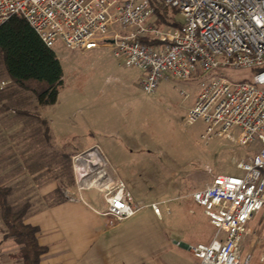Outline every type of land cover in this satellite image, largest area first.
<instances>
[{"label":"built area","instance_id":"built-area-1","mask_svg":"<svg viewBox=\"0 0 264 264\" xmlns=\"http://www.w3.org/2000/svg\"><path fill=\"white\" fill-rule=\"evenodd\" d=\"M179 13V25H160L154 0H0V26L24 17L47 46L58 40L71 50L103 45L127 66L143 71L141 87L155 92L170 76L207 77L219 69H250V80L213 75L182 119L206 123L202 138L225 137L239 145L260 146L242 157V175L215 174L192 193L214 227L209 242L190 244L198 264H250L242 243L250 224L264 218V0H156ZM12 83L0 81V94ZM3 102L0 99V132ZM71 161L77 191L97 189L105 202L100 213L115 226L150 206L162 218L158 202L132 200L127 183L110 166L99 145L74 152ZM163 204H166L164 201ZM166 212L170 213L169 206Z\"/></svg>","mask_w":264,"mask_h":264},{"label":"rangeland","instance_id":"rangeland-1","mask_svg":"<svg viewBox=\"0 0 264 264\" xmlns=\"http://www.w3.org/2000/svg\"><path fill=\"white\" fill-rule=\"evenodd\" d=\"M174 10L168 7L167 23L160 21V25L182 20ZM52 48L64 71L56 103L35 108V94L15 82L0 94L1 100L6 102L2 98L9 96V107L45 118L58 146L84 150L99 145L110 166L128 183L131 198L159 203L162 219L149 220L173 242H209L215 229L206 218H199L192 193L217 173L242 175L238 161L257 151L260 144L243 146L214 136L205 140L203 120L184 126L182 119L201 93L203 81L213 75L250 80L253 71L223 68L207 77L170 76L161 80L155 92L148 93L140 84L143 71L125 65L107 45L89 51L71 50L58 40ZM6 78L0 65V81ZM14 118L15 114L8 112L1 120L0 154L18 149L27 132L26 124ZM28 143L19 147L28 149ZM82 195L95 206L103 205L102 194L95 188L83 190ZM167 206L171 213L166 212ZM149 210L153 211L150 206L142 209L134 217L136 221L146 220ZM242 251L250 257V264H264V218L250 224Z\"/></svg>","mask_w":264,"mask_h":264},{"label":"crops","instance_id":"crops-1","mask_svg":"<svg viewBox=\"0 0 264 264\" xmlns=\"http://www.w3.org/2000/svg\"><path fill=\"white\" fill-rule=\"evenodd\" d=\"M39 107L42 109L44 106ZM53 147L70 156L82 151L76 150L75 146L70 150L55 142ZM41 150L43 155H39ZM36 151H39L34 155V159H37L29 160L35 162V165L26 163L24 156L31 155V152L24 154L21 148L1 153L0 160H5L3 164L0 161V183L13 188L10 196L13 203L24 200L31 203L25 222L38 228V242L45 248L39 264H198L189 245L203 241L173 242L167 233L163 234L153 226L149 219L162 218L151 210L146 220L136 221L134 217L138 212L110 226L107 217L100 213L106 207L103 197V205L99 207L88 202L82 192L76 200L64 196L62 187L78 192L72 161L70 166L74 183L62 186L59 180L49 178V162L44 153L49 155L52 152L50 146L37 144L32 153ZM193 202L199 218H206L210 224L203 208ZM6 230L0 206V264H23L20 245L13 238L7 237Z\"/></svg>","mask_w":264,"mask_h":264},{"label":"trees","instance_id":"trees-1","mask_svg":"<svg viewBox=\"0 0 264 264\" xmlns=\"http://www.w3.org/2000/svg\"><path fill=\"white\" fill-rule=\"evenodd\" d=\"M154 2L159 18H157L158 23L160 24V21L167 23L168 7L156 0ZM174 11L177 12V10ZM170 25L177 26L179 21H172ZM0 65L5 69L7 79H11L12 82L35 94L38 103L35 108L54 104L58 100L64 74L61 61L54 49L46 45L40 35L22 16H11L0 26ZM8 97L3 96L2 98L7 100L6 102L2 101V121L4 113L10 112L15 114V121L26 124L27 132L22 136V142L19 141L17 144L19 149L22 143L29 142L28 149L21 148L24 150V154L31 152V155L24 156L26 163L36 164L29 162V160L37 159H34L36 157L34 155L38 154L39 151L32 153L37 144L45 147L50 146L52 152L49 155L44 153L48 158L47 162H49V178L59 180L62 186L73 184L74 176L70 166L71 156L54 149V138L50 133L47 120L38 114H34L35 112L27 111V109L20 111L14 106L9 107ZM41 151L39 155H43V151ZM12 193V187L0 183V206L7 229L6 235L20 245V258L23 264H39L45 248L38 242V228L25 222L31 203L29 200L13 203L10 199Z\"/></svg>","mask_w":264,"mask_h":264}]
</instances>
